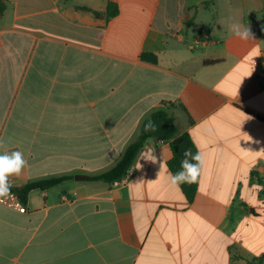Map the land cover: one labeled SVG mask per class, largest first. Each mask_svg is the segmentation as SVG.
<instances>
[{
  "label": "crops",
  "instance_id": "1",
  "mask_svg": "<svg viewBox=\"0 0 264 264\" xmlns=\"http://www.w3.org/2000/svg\"><path fill=\"white\" fill-rule=\"evenodd\" d=\"M163 105L203 152L193 202L169 142L149 140L127 181L85 179ZM0 142L28 161L13 187L74 177L0 204V264H264V0H5Z\"/></svg>",
  "mask_w": 264,
  "mask_h": 264
},
{
  "label": "trees",
  "instance_id": "2",
  "mask_svg": "<svg viewBox=\"0 0 264 264\" xmlns=\"http://www.w3.org/2000/svg\"><path fill=\"white\" fill-rule=\"evenodd\" d=\"M4 1L5 0H0L2 11L4 9ZM83 9L88 10L87 8ZM94 14L96 17L101 16L99 12H94ZM118 14V4L113 1H109L107 6L106 19H112L118 16ZM141 59L143 61L154 64L158 62L156 55L151 53L142 54ZM169 109L170 107L168 105H163L159 109L152 112L149 117L144 119L140 126L137 139L126 148L123 157L112 169L95 176L86 177L85 179L91 182L99 181L108 184L122 181V179L129 172L139 152L144 148L146 143L152 139L158 142L170 143L173 152V158L168 163V167L173 174L179 171L180 162L183 159L184 150L191 149L192 152L195 153L197 149L188 134L178 136V128L175 122V118L170 114ZM149 121L152 122L154 127L151 130L145 131V125L148 124ZM73 179L74 177L71 175L52 176L29 182L24 187H13L12 194H14L20 200L23 206H25L28 203L29 195L33 190H48L62 185L66 182L72 181ZM198 184L199 181L191 185L183 184L180 186L184 196L189 202L194 201L198 191Z\"/></svg>",
  "mask_w": 264,
  "mask_h": 264
},
{
  "label": "clouds",
  "instance_id": "3",
  "mask_svg": "<svg viewBox=\"0 0 264 264\" xmlns=\"http://www.w3.org/2000/svg\"><path fill=\"white\" fill-rule=\"evenodd\" d=\"M231 30L234 35L241 40L247 41L249 39H255L254 33L251 31L250 27L242 28L240 24L234 23L231 26ZM153 127L152 122L149 121V123L145 125V131L151 130ZM2 146V142H0V147ZM149 160L152 162L156 161V157L152 154V159ZM203 164V152L199 147H197L195 153H193L191 149H185L183 152V159L180 162V170L174 174L169 173L171 185L179 187L183 184L191 185L197 183L201 176ZM27 167L28 161L21 151L0 152V204L8 203L15 199L12 195L13 185L10 178L13 176H20Z\"/></svg>",
  "mask_w": 264,
  "mask_h": 264
},
{
  "label": "built area",
  "instance_id": "4",
  "mask_svg": "<svg viewBox=\"0 0 264 264\" xmlns=\"http://www.w3.org/2000/svg\"><path fill=\"white\" fill-rule=\"evenodd\" d=\"M249 24H251L252 26H256L257 25L256 19H251ZM197 44H199V42ZM130 175L131 174L128 172L127 175L122 179V181H127L128 178L130 177ZM12 195L15 197V199L9 201L8 203H4V204L18 208V209L21 208L23 205L21 204L20 200L14 194H12Z\"/></svg>",
  "mask_w": 264,
  "mask_h": 264
},
{
  "label": "water",
  "instance_id": "5",
  "mask_svg": "<svg viewBox=\"0 0 264 264\" xmlns=\"http://www.w3.org/2000/svg\"><path fill=\"white\" fill-rule=\"evenodd\" d=\"M84 178H85V177H83V176H77V177H76L77 180L84 179Z\"/></svg>",
  "mask_w": 264,
  "mask_h": 264
}]
</instances>
